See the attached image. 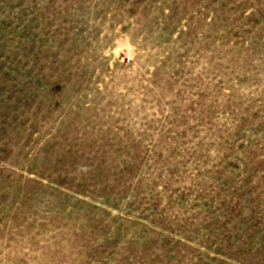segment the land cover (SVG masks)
<instances>
[{
    "label": "rangeland",
    "instance_id": "374dc122",
    "mask_svg": "<svg viewBox=\"0 0 264 264\" xmlns=\"http://www.w3.org/2000/svg\"><path fill=\"white\" fill-rule=\"evenodd\" d=\"M0 264H264V0H0Z\"/></svg>",
    "mask_w": 264,
    "mask_h": 264
}]
</instances>
